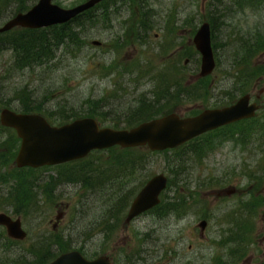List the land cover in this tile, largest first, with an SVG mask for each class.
<instances>
[{
    "label": "rangeland",
    "instance_id": "374dc122",
    "mask_svg": "<svg viewBox=\"0 0 264 264\" xmlns=\"http://www.w3.org/2000/svg\"><path fill=\"white\" fill-rule=\"evenodd\" d=\"M82 1L53 3L72 8ZM35 2L25 0L22 8ZM108 2L105 16L85 24L80 38L56 50L48 65L17 70L13 51L0 52V109L8 102L17 110L24 89L41 108L38 114L55 124L90 113L101 126L127 129L170 113L194 117L246 93L261 110L252 120L175 150L118 147L37 169L15 167L18 140L14 145V131L0 129V213L19 218L27 232L25 240H15L0 227V264L28 262L25 249L37 242L51 244L52 252L81 248L87 258L130 247L143 254L175 252L174 258L190 264H264V47L247 53L252 41H264V0ZM15 9L0 1V27ZM204 22L210 24L217 65L200 84L201 55L193 36ZM21 32L14 28L7 35ZM118 157L126 166L134 160L138 171L114 172L111 161ZM174 160L177 170L163 192L172 211L147 213L125 225L141 185L155 174L169 175ZM126 174L125 182L115 179ZM201 220L207 221L202 233Z\"/></svg>",
    "mask_w": 264,
    "mask_h": 264
},
{
    "label": "water",
    "instance_id": "95a60500",
    "mask_svg": "<svg viewBox=\"0 0 264 264\" xmlns=\"http://www.w3.org/2000/svg\"><path fill=\"white\" fill-rule=\"evenodd\" d=\"M51 1L39 0L28 11L16 14L0 27V33L14 27L39 29L64 24L103 0H87L70 9H62L53 5ZM93 44L99 45V42ZM193 44L201 55L198 77H206L215 68L208 23L200 25L193 37ZM249 101L250 96L243 95L235 104L228 107L207 109L197 116L188 118H179L171 113L124 130L100 128L93 118H80L62 126H51L40 115L18 113L7 108L0 111V124L15 130L20 139L14 160L15 166L39 168L82 159L92 151L113 146L121 148L147 146L151 151L174 148L206 131L253 117L259 106L249 104ZM166 183L167 178L164 174L150 178L133 199L126 222L158 204V196L166 187ZM205 225V221L199 224L201 232ZM0 226L6 228L10 238L23 240L26 237L18 218L13 220L0 213ZM49 264H109V262L103 256L87 260L80 252L74 250L59 255Z\"/></svg>",
    "mask_w": 264,
    "mask_h": 264
},
{
    "label": "trees",
    "instance_id": "16d2710c",
    "mask_svg": "<svg viewBox=\"0 0 264 264\" xmlns=\"http://www.w3.org/2000/svg\"><path fill=\"white\" fill-rule=\"evenodd\" d=\"M0 1H2L4 4L7 2L13 3V6L16 8L15 9L16 13L25 11V9L27 8V7L22 8L23 5H25V0H0ZM128 1L129 2L137 1L139 3L142 2V0H128ZM244 1H253V0H244ZM108 3H109L108 1L103 3L104 5L100 6L101 8L100 10H99V7L98 8L95 7L77 16L76 18L69 21L68 23H65L62 25H58V26L56 25L50 28L39 29V30L22 29V32L17 34L15 37H8L7 33L0 34V52L9 50V49L13 51V61H14L15 68L17 70H21L26 67L34 68V67H41L43 65H48L51 61L57 58L56 50H59V49L61 50L64 47V45H66L67 43L77 41L78 38H80L79 35L82 33V29L85 24L88 25V23L97 22L99 16H101L102 18L105 16L107 8L104 6ZM145 19H146V15L144 13L141 17V21H145ZM250 46L247 48L248 54H252L253 51L263 48L264 41L260 43H254V44L252 41ZM60 55H63V54H60ZM207 80H208V77L206 79L201 78L199 79V83L207 82ZM245 85H247L245 82L243 83L237 82L238 87L243 88L245 87ZM226 98H229L230 101L233 100L232 95L224 96V99ZM17 100L20 103V106L17 109L18 112L38 114L41 110V108L37 105V103L33 99L30 98L29 93L24 89H21L19 91ZM1 105L3 107L9 108L8 102H2ZM213 106L217 107L218 103L215 102ZM83 116L94 117L90 113L87 115H82L80 117H83ZM1 130L4 131L5 129H1ZM252 132L256 133L257 131L252 130ZM16 143H17V139L15 138L14 145ZM111 150L113 149H110L109 151ZM111 163L115 165L114 172L117 171L119 168H122L124 170L127 169L128 172H134V173L138 171V166L136 165L134 160L128 162L127 166L124 164L125 162H123V160H121V158L119 157L113 158ZM173 167L176 168V166L174 165ZM111 177L114 178L113 174ZM128 178H130V175L126 174L124 176H120L119 178H115V179H118L119 181L122 179L123 182H125V180H127ZM133 194L134 192L129 193L130 197ZM116 206L117 208L118 206H120L121 209L124 208L122 204H118ZM163 207L165 210L168 209V207H166L165 204L163 205ZM157 208L159 212L162 211V208L160 206ZM39 243L37 242L33 245H30V247H27L25 249V251L32 257L30 260L27 259L28 262L23 259L17 264H31V262L33 261H36V263L40 262L39 264H48V262H50L59 253L71 249V248H68L67 246H64L66 242H60L64 247H67V248L52 252L50 251V248L52 247L51 244L49 243L39 244ZM80 250L83 251L81 248Z\"/></svg>",
    "mask_w": 264,
    "mask_h": 264
},
{
    "label": "flooded vegetation",
    "instance_id": "af4514ba",
    "mask_svg": "<svg viewBox=\"0 0 264 264\" xmlns=\"http://www.w3.org/2000/svg\"><path fill=\"white\" fill-rule=\"evenodd\" d=\"M117 247L107 254L110 264H190L189 259L183 260L174 258L175 252H164L158 255H153L145 252L143 250L139 251L130 247ZM141 253V254H140ZM164 253L171 255L169 259L163 260L160 257L164 256Z\"/></svg>",
    "mask_w": 264,
    "mask_h": 264
}]
</instances>
